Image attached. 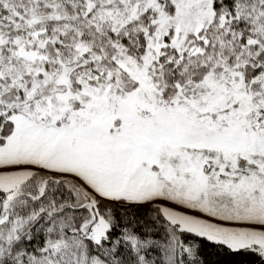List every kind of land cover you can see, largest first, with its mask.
<instances>
[{
  "label": "snow or ice",
  "instance_id": "snow-or-ice-1",
  "mask_svg": "<svg viewBox=\"0 0 264 264\" xmlns=\"http://www.w3.org/2000/svg\"><path fill=\"white\" fill-rule=\"evenodd\" d=\"M0 264H264V0H0Z\"/></svg>",
  "mask_w": 264,
  "mask_h": 264
}]
</instances>
